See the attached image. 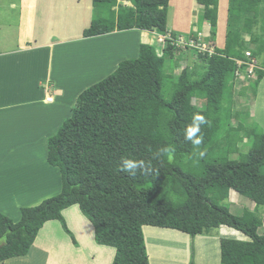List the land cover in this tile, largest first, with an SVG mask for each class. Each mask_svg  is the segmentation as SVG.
<instances>
[{"label":"trees","instance_id":"16d2710c","mask_svg":"<svg viewBox=\"0 0 264 264\" xmlns=\"http://www.w3.org/2000/svg\"><path fill=\"white\" fill-rule=\"evenodd\" d=\"M219 1L196 2L204 6L213 41ZM92 3L85 38L129 30L169 34L170 0ZM169 35L162 54L156 45L141 43L138 57L120 62L78 96L71 115L47 141V163L58 169L61 191L36 206L22 207L17 222L0 211V263L27 256L52 220L78 245L63 215L78 205L93 226L95 242L115 249L113 264H151L147 226L192 238L211 236L226 226L245 239L221 238V264H264V234L259 233L264 225V132L246 124L250 113L234 110L233 95L237 70L245 73V65L240 68L237 60L248 61L249 49L254 57L264 58V0H228L225 46L200 54L203 64L178 76L168 73L167 57L174 56L179 35ZM261 65L264 68V59ZM256 72L251 87L264 78V70ZM166 84L171 86L170 99L164 95ZM194 114L207 121L200 125L197 136L202 143L195 148L185 139ZM234 118L236 127L230 125ZM244 139L246 152L239 147ZM163 148L170 152L156 158ZM125 159L143 162L144 168L125 172ZM231 190L254 201L255 209L232 213Z\"/></svg>","mask_w":264,"mask_h":264},{"label":"rangeland","instance_id":"374dc122","mask_svg":"<svg viewBox=\"0 0 264 264\" xmlns=\"http://www.w3.org/2000/svg\"><path fill=\"white\" fill-rule=\"evenodd\" d=\"M7 1L9 0H0V36L7 42V45L12 46L16 40V31L14 29H16L17 18L15 15L12 16L5 7ZM180 1L170 0L169 34L171 32L177 33L179 40L177 38L175 40L177 50L174 56L171 58L167 57L168 73H173L177 76L185 68L192 70L198 67V65H202L203 62L201 61L200 54L207 52L204 50L205 48L213 52L214 47H223L222 38L225 37L227 29L226 13L228 16L226 10L228 9V0H220L217 36L216 40L213 41L210 36L211 25L203 18L204 6L199 4L200 7H198L196 4L197 0H190L191 3H189V0L188 3L187 0ZM124 4L130 5L129 2H125ZM50 11L52 10L48 11L49 14ZM53 11L54 13L58 12L56 8H53ZM61 17L65 20L67 27L71 29V33L76 36V39H72V43L69 45L57 48L58 51H56L54 56L52 81H60L59 83L65 86L64 88L67 93V98L64 102L57 100L54 104V107L57 106L54 111L59 118L60 126L71 115V109L76 105L78 96L89 86L109 76L120 62L138 57L141 43L156 45L158 53L162 54L163 48L167 43L166 40L168 37L172 38L169 34L168 36H158L155 32L129 30L99 36L93 39L90 42L91 44L82 47L80 41L83 39V30L89 27L93 18L92 0H68L65 8H61V12L57 14L56 19ZM199 25H201L200 31ZM8 26L11 28H8ZM194 37H197V39ZM190 38L195 42H191ZM244 39L250 41V35H245ZM188 44H192L189 46H194L191 48L196 50H187ZM249 44L251 47H254L251 42ZM61 49H64V51H61ZM248 51L251 52V49ZM59 53L62 55L60 56ZM263 59V57L258 58L259 63H262ZM256 77L257 75L255 74L251 78L247 75L237 78L233 94L235 102L234 110L250 113L246 124H249L250 128L254 127L264 132V78L256 87H251V83ZM170 88L171 86L166 84L164 88L166 99H170L172 96ZM193 103L201 104L203 102L194 99ZM52 104H48V107L51 108ZM51 124L55 125L56 123L51 122ZM36 125L38 124L32 122V126L36 127ZM230 125L236 127L238 120L236 118L232 119ZM50 127L49 137L58 133V130L53 133L54 127L51 125ZM36 136L38 138L35 140ZM29 137V144L27 139H23L16 147H0V161L4 160L8 166L7 168H0V210L16 222L20 220L22 205H25L23 207L36 206L46 199H41L43 196L50 198L56 196L61 191L60 179L56 175V172H54L55 167L47 163L48 139L43 136L39 138L37 127L34 131L33 129L31 130ZM246 142L247 139H244L239 143V147L245 152L249 148ZM232 158L235 159L237 156L231 155ZM46 165L50 167L51 173L49 174L52 176L50 179L51 184L48 185L52 187V193L48 191L47 188L49 187H47V183L44 180H37V170L45 171ZM2 171L4 172L1 173ZM45 172L48 173V171ZM17 175L23 179L28 177L29 180L30 178L29 189L31 197L28 201L13 200L15 198L14 191L17 188L21 189V187H17L16 181H14L15 178H18ZM234 192L236 191L231 190L229 197L232 213L242 215L245 209H255L254 201L238 192L234 194ZM36 202L40 203L36 204ZM64 217L69 228L75 234L76 240L79 241L80 246L82 243L81 250L76 249L78 245L65 232L58 220L49 221L50 223L45 224L43 230L41 229L39 233V235H43V237L41 236L42 238H45L51 244L52 247L50 249L57 254L60 264H112L114 258L111 257V251L115 255V249L101 246L95 242L90 235V229L94 231L93 226L81 213L78 205L68 208ZM171 230L173 229L152 226L144 227L145 242L148 254L151 256V264H189L188 262L191 261L194 250V264H221L219 260V240L221 238L245 239L240 232L226 226L215 230L212 233V238L208 241H201V238H197L198 236L192 238L188 234L184 233L185 236L182 232L176 233L177 230H173L172 232ZM83 231L87 237L79 239L77 234L78 232L81 234ZM259 233L264 234V225L259 228ZM154 234L158 239L153 238ZM201 236L203 235H199V237ZM208 243L209 245H207ZM35 250L39 251V248H35ZM42 254L31 251L26 260L18 259L12 263L47 264L45 257L48 253Z\"/></svg>","mask_w":264,"mask_h":264},{"label":"crops","instance_id":"0c3cea01","mask_svg":"<svg viewBox=\"0 0 264 264\" xmlns=\"http://www.w3.org/2000/svg\"><path fill=\"white\" fill-rule=\"evenodd\" d=\"M67 1L68 0H9L5 4L8 12L11 13L12 16L15 15L17 22L16 29H14V31H16V40L12 46L7 45V42L0 36V147H16L23 139H27L29 144L31 130L33 129L34 131L36 127L39 138L43 136L46 139L51 137H49L50 125L54 127L53 133L60 128L59 118L54 111L57 106L54 107V104L57 100L64 102L67 98V93L64 88L65 86L59 83L60 81L56 82L55 79V82L52 81V71L54 56L56 51H58L57 48H62L67 44L69 45L72 43V39H76V36L71 33V29L65 24V20H63L62 17L56 19L57 14L61 12V8L64 9L65 5H67ZM53 8H56L58 12L54 13ZM49 10H52L50 14L48 13ZM226 10L228 12V9ZM225 19L227 21V13ZM8 28L11 27L8 26ZM82 37L83 39L80 41L82 47H86L88 44H91L90 42H92L93 39L97 38H85L83 33ZM225 37L222 38L223 47L225 46ZM64 49H61V51H64ZM59 55L61 56L62 54L59 53ZM49 98H52V100L49 101ZM51 103H53L52 107L49 108L48 104ZM32 122L38 125H36V127L32 126ZM51 122L56 124L53 125ZM37 138L36 136L35 140ZM6 164L4 160L0 161V168H7L8 166ZM36 166L38 167V165ZM46 167L47 168L44 169L48 171V173L44 170H37V180H44L45 183H47V187H49L47 188L48 191L51 192L52 187L48 185L51 184L50 179L52 176L49 174L51 173L50 167L47 165ZM3 172L4 171L1 173ZM54 172H56V175H58L60 179L59 171L56 168ZM14 181H16L17 187H21V189L17 188L14 191L15 198H13V200L28 201L31 197L29 189L30 178L28 180V177L23 179L18 176ZM47 197L48 196H43L41 199H47ZM40 202H36V204ZM23 206L25 205L21 207ZM66 212L67 209L64 210L63 214L65 215ZM77 235L79 239L87 237L84 231L81 234L78 232ZM90 235L94 239V231L91 229ZM41 236L43 237L41 234L37 236V240L32 245L31 251L38 254L43 253L42 255L48 253L45 257L47 264H60L57 254L50 249L52 247L51 244ZM197 238H201V241H208L212 238V235H203ZM77 242L78 246H76V249L81 250L82 243L80 246L79 241ZM207 245H209V243ZM218 247L220 254L219 260L221 263L220 240ZM35 248H39V251H36ZM30 253L25 257L13 259L14 261L18 259L26 260ZM111 255V257L114 258L115 255L112 251ZM13 259H9L0 264H10L13 262ZM188 263L190 264V262Z\"/></svg>","mask_w":264,"mask_h":264},{"label":"clouds","instance_id":"9594fccd","mask_svg":"<svg viewBox=\"0 0 264 264\" xmlns=\"http://www.w3.org/2000/svg\"><path fill=\"white\" fill-rule=\"evenodd\" d=\"M254 58H256L258 60L257 57H254ZM259 69L264 70V68L261 65V63H259ZM256 75H257V72H256ZM206 123H207V121H206L204 116L199 115V114H194L193 119H192V124L189 125L187 127V129L185 130V139L187 141H191V143L194 146V148L198 147L202 143V137H198L197 133L200 131V125L201 124H206ZM169 152H170V149H168V148L160 149L158 152L155 153V157L159 158L160 156H162L164 154H167ZM204 155H205V153L203 151L199 152V156L201 158ZM137 168L143 169L144 168L143 162H136V161H132V160H129V159H125L123 161V163H122V170L125 171V172H129L131 174H135V170Z\"/></svg>","mask_w":264,"mask_h":264},{"label":"built area","instance_id":"2783aa9c","mask_svg":"<svg viewBox=\"0 0 264 264\" xmlns=\"http://www.w3.org/2000/svg\"><path fill=\"white\" fill-rule=\"evenodd\" d=\"M190 41L195 42L194 40L192 41L191 38H190ZM189 45H192V44H188L187 47H194V46H189ZM204 50L210 52L206 48ZM246 56L248 58L247 59L248 61L237 60V63H238L240 68L242 67V65H245V73L242 74V71L240 69H238L236 72L237 77H240L242 75H245V76L247 75L251 78L253 75L256 74V71L259 69V61L252 56L250 51L246 52ZM51 100H52V98H49V101H51Z\"/></svg>","mask_w":264,"mask_h":264},{"label":"bare ground","instance_id":"6f19581e","mask_svg":"<svg viewBox=\"0 0 264 264\" xmlns=\"http://www.w3.org/2000/svg\"><path fill=\"white\" fill-rule=\"evenodd\" d=\"M178 231V230H177ZM181 232V231H180ZM183 233V232H182ZM13 261H14V259H13ZM13 264V263H12Z\"/></svg>","mask_w":264,"mask_h":264}]
</instances>
